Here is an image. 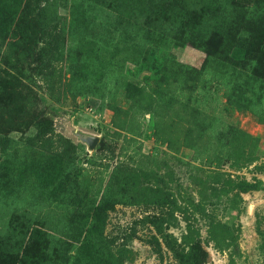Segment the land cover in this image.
<instances>
[{
    "label": "rangeland",
    "instance_id": "rangeland-1",
    "mask_svg": "<svg viewBox=\"0 0 264 264\" xmlns=\"http://www.w3.org/2000/svg\"><path fill=\"white\" fill-rule=\"evenodd\" d=\"M48 1L0 0V264H264V0Z\"/></svg>",
    "mask_w": 264,
    "mask_h": 264
},
{
    "label": "trees",
    "instance_id": "trees-1",
    "mask_svg": "<svg viewBox=\"0 0 264 264\" xmlns=\"http://www.w3.org/2000/svg\"><path fill=\"white\" fill-rule=\"evenodd\" d=\"M47 1L48 0H44V5H41L40 6V9L41 10H46L47 9V4L45 5V2L47 3ZM75 1H77V0H70V6H71V8H73V5H74V3H75ZM48 3H49V1H48ZM42 26H45V27H48L49 26V23L47 22V21H43V23H42ZM99 208H101L103 211L105 210V207H99ZM94 213H95V216H98L99 215V211H98V209L96 208H94ZM101 229V228H100ZM91 230H95V228H94V226H93V223L92 224H90V227H89V231H91ZM96 230H98V229H96ZM99 231V233L97 234V236L99 237V241H100V245H101V249L103 250V249H106L107 250V244H106V241H105V239L103 238V237H101L100 236V230H98ZM86 238H87V236H86ZM85 244H86V242L85 241H81L80 243H78V245L76 246V248H80V247H82V250L84 249V248H86L85 247ZM104 262H105V264H108V261H105L104 260Z\"/></svg>",
    "mask_w": 264,
    "mask_h": 264
},
{
    "label": "water",
    "instance_id": "water-1",
    "mask_svg": "<svg viewBox=\"0 0 264 264\" xmlns=\"http://www.w3.org/2000/svg\"><path fill=\"white\" fill-rule=\"evenodd\" d=\"M77 139L83 142L88 150L92 149L98 140V134L87 132L81 129L73 131Z\"/></svg>",
    "mask_w": 264,
    "mask_h": 264
}]
</instances>
